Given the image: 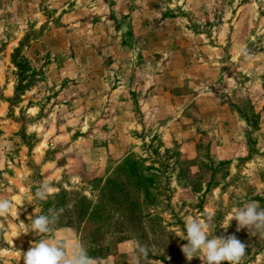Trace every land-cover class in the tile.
<instances>
[{
  "label": "rangeland",
  "instance_id": "374dc122",
  "mask_svg": "<svg viewBox=\"0 0 264 264\" xmlns=\"http://www.w3.org/2000/svg\"><path fill=\"white\" fill-rule=\"evenodd\" d=\"M0 197V264L42 238L97 264L137 244L141 264H202L186 216L264 264V235L231 221L264 208V0H0ZM49 208L55 231L28 232Z\"/></svg>",
  "mask_w": 264,
  "mask_h": 264
},
{
  "label": "clouds",
  "instance_id": "9594fccd",
  "mask_svg": "<svg viewBox=\"0 0 264 264\" xmlns=\"http://www.w3.org/2000/svg\"><path fill=\"white\" fill-rule=\"evenodd\" d=\"M242 54L251 58L247 49ZM54 187L43 180L32 194L34 200L46 201ZM13 207L10 199L0 197V218L6 217ZM63 208H49L47 213L29 216L28 232L41 235H50L55 231L54 225L62 215ZM18 217V209L16 210ZM237 222V231L243 228H254L264 235V208L258 201L245 203L234 209L231 221ZM23 223V222H21ZM210 224L193 216L184 217L183 240L187 244L181 245V251L187 260L199 258L202 264H240L246 255V246L235 235L213 236L209 238ZM7 249H0L3 254ZM20 252V251H19ZM148 257V248L137 244L133 254V264H141ZM23 264H97V259L88 254V250L79 243L69 244L65 241L39 239L32 243L27 252H22Z\"/></svg>",
  "mask_w": 264,
  "mask_h": 264
}]
</instances>
